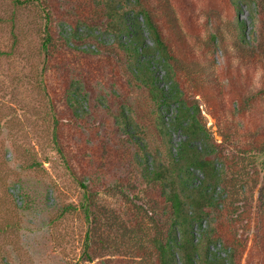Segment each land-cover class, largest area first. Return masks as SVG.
<instances>
[{
    "label": "rangeland",
    "instance_id": "obj_1",
    "mask_svg": "<svg viewBox=\"0 0 264 264\" xmlns=\"http://www.w3.org/2000/svg\"><path fill=\"white\" fill-rule=\"evenodd\" d=\"M143 1L171 54H152L157 85L199 106L224 169L211 189L227 199L194 234H225L227 249L205 243L226 264H264V166L251 158L264 146V0ZM31 2L0 0V264H159L173 208L145 168L177 151L176 106L136 76L107 0Z\"/></svg>",
    "mask_w": 264,
    "mask_h": 264
},
{
    "label": "trees",
    "instance_id": "obj_2",
    "mask_svg": "<svg viewBox=\"0 0 264 264\" xmlns=\"http://www.w3.org/2000/svg\"><path fill=\"white\" fill-rule=\"evenodd\" d=\"M16 3L24 6L33 2L16 0ZM107 5L108 15L112 20L111 26L127 37L124 47L133 57L132 63L136 76L146 75L145 83L151 86L153 97L162 109L169 110L172 105L176 106L171 120L167 122L171 128L184 136L179 141L176 152L170 150L165 160L159 159L152 163V167L147 164L145 168L146 177L150 182H158L162 185L163 194L173 208L172 223L165 239L156 240L159 264H198V261H202L203 264H226V258L219 252L211 251L205 243V241L207 243L221 242V245L226 246L227 249L228 242L225 234L204 229V238L201 240L194 234L195 224H202L206 215H210L208 210L218 204L220 198L225 201L228 196L219 194L216 201L214 189H211L213 187L216 189V186L220 184L224 186L226 180L224 169L218 170L215 160L208 157L215 150L208 143V130L197 119L196 112L199 106H188L180 93L174 92L172 88L166 89L157 85L158 79L151 62L152 54L159 55L161 59L167 61L171 58V54L144 1L107 0ZM146 30L154 46L146 41L148 38ZM51 40L49 27L46 25L42 46L47 48ZM73 86L70 93L78 97L81 94L79 83ZM72 99H74L73 96ZM73 105L76 106V103ZM190 110L193 114L189 113ZM123 121L128 127L131 126L129 124L132 123L131 119L128 121L123 119ZM130 134L132 137L137 136L136 131ZM227 140V137H223V141ZM143 150L147 151L146 148ZM251 158L256 166H264V146L257 147L251 154ZM262 224L264 225V219ZM229 248V254L232 257L236 253V247Z\"/></svg>",
    "mask_w": 264,
    "mask_h": 264
}]
</instances>
